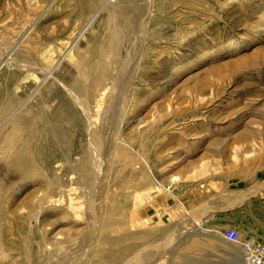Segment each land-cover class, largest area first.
<instances>
[{
    "label": "rangeland",
    "instance_id": "rangeland-1",
    "mask_svg": "<svg viewBox=\"0 0 264 264\" xmlns=\"http://www.w3.org/2000/svg\"><path fill=\"white\" fill-rule=\"evenodd\" d=\"M85 79L66 139L18 126ZM226 229L264 242V0H0V264H240Z\"/></svg>",
    "mask_w": 264,
    "mask_h": 264
},
{
    "label": "bare ground",
    "instance_id": "bare-ground-1",
    "mask_svg": "<svg viewBox=\"0 0 264 264\" xmlns=\"http://www.w3.org/2000/svg\"><path fill=\"white\" fill-rule=\"evenodd\" d=\"M137 18H134V20L137 21ZM133 25L136 26L137 22H134ZM22 37L20 39H22ZM20 43L21 42H16V44L14 46H11L10 48H8L7 55L10 54V52L16 47V45H18ZM8 62L9 61L6 62V65L9 64ZM45 75H47V74H45ZM19 76H20V72L18 70H14V72L11 74L12 80H14L16 77H19ZM45 77L46 76H44V78ZM60 78L62 80L65 79L64 76H60ZM93 79H91L89 81H88V79L83 80L82 82L84 84H80V87L75 88V90H73L69 94L63 95L59 99V101L54 105H50V99L54 100L55 96H60L61 93L59 92L58 94L55 95L56 89H51V91H49L47 93L48 95H47L46 99L42 100L40 103L43 107L45 104H48L45 109H52V113L49 114V116H46L45 118L38 119V120L32 119L33 114L27 115L21 122H18V126L23 127V128L32 129L34 127V124H36L38 121L39 122H48L53 126L54 130L56 131L58 139H63V140H64V138L66 139L67 138L65 136V133H67V132H65L66 128H69L70 126H75V125H78V124L85 122V120L83 119L84 112L79 107V105H83V104L86 105V104H88V101H90V102L92 101V99L95 95V87H96V83ZM51 85H52V83H51ZM14 103H16V100L13 99V97H12L9 100V102L7 103V105L3 107L2 113H9L11 111V109L14 107ZM12 116H14V115H12ZM35 116H36V114H35ZM53 138L54 137H48V138H45L43 140V147H42V151L40 153L41 158L42 157H48L47 155L49 154V152L52 151V149L57 145V144H55V146H54L53 143L55 140L53 141ZM91 167H92V165H91L90 161H86L83 164L82 169H84L85 171H88ZM242 259H243V257H242ZM242 261L243 260H241L240 264H242Z\"/></svg>",
    "mask_w": 264,
    "mask_h": 264
},
{
    "label": "built area",
    "instance_id": "built-area-1",
    "mask_svg": "<svg viewBox=\"0 0 264 264\" xmlns=\"http://www.w3.org/2000/svg\"><path fill=\"white\" fill-rule=\"evenodd\" d=\"M223 236L228 242L238 247L246 264H264V242L243 240L235 229H226Z\"/></svg>",
    "mask_w": 264,
    "mask_h": 264
},
{
    "label": "crops",
    "instance_id": "crops-1",
    "mask_svg": "<svg viewBox=\"0 0 264 264\" xmlns=\"http://www.w3.org/2000/svg\"><path fill=\"white\" fill-rule=\"evenodd\" d=\"M240 199H239V202H238V207L236 208L234 206V209H233V213H232V216L231 218L232 219H235L236 217L240 216L241 215V211H240ZM251 240V239H250ZM256 241V240H255Z\"/></svg>",
    "mask_w": 264,
    "mask_h": 264
},
{
    "label": "water",
    "instance_id": "water-1",
    "mask_svg": "<svg viewBox=\"0 0 264 264\" xmlns=\"http://www.w3.org/2000/svg\"><path fill=\"white\" fill-rule=\"evenodd\" d=\"M243 260V259H242ZM243 262V261H242Z\"/></svg>",
    "mask_w": 264,
    "mask_h": 264
}]
</instances>
